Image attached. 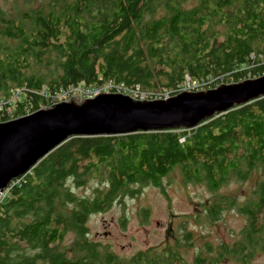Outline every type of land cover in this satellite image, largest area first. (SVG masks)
<instances>
[{
    "label": "trees",
    "instance_id": "obj_1",
    "mask_svg": "<svg viewBox=\"0 0 264 264\" xmlns=\"http://www.w3.org/2000/svg\"><path fill=\"white\" fill-rule=\"evenodd\" d=\"M184 2L40 0L19 16L0 11V122L58 103L72 88L83 96L105 85L113 93L138 88L153 100L162 91L175 95L186 77L211 79L214 88L264 75V65L247 69L250 55L264 58V0ZM176 167L185 182L212 192L230 177L243 182L261 172L242 206L215 194L203 204L211 221L236 208L245 226L231 244L217 246L216 258L193 263L232 257L250 264L264 251V97L189 131L69 139L0 203V264H186L178 243L122 260L91 242L85 226L90 215L139 192L131 187L160 188ZM89 179L101 187L77 197L71 184ZM68 233L73 242L60 249Z\"/></svg>",
    "mask_w": 264,
    "mask_h": 264
},
{
    "label": "rangeland",
    "instance_id": "obj_2",
    "mask_svg": "<svg viewBox=\"0 0 264 264\" xmlns=\"http://www.w3.org/2000/svg\"><path fill=\"white\" fill-rule=\"evenodd\" d=\"M39 1L0 0V11L9 14V17L11 15L19 16L21 11L26 8H34ZM184 5L186 7L195 6L196 0H185ZM250 61L251 63L247 66L248 70L264 65V58L255 61L254 56L250 55ZM251 77L247 76L249 79ZM210 82L212 84L213 80L190 82L186 77L185 82L177 87L176 94L183 91L198 92L211 89ZM110 87L112 86L105 85L94 90L91 98L99 93H112ZM118 93L141 101L147 100L148 97L142 90H120ZM171 93L173 92L162 91L152 94V96H161L163 98H158L166 99L171 97ZM72 96L83 95L79 88H72L69 93L60 97L59 101L68 100ZM158 98L153 100H159ZM27 173L13 180L6 190L0 193V200L1 194L7 196V191L15 184L14 182ZM260 173L259 171L256 174H250L248 179L243 182H238L230 177L218 191L212 192L205 183L185 182L180 169L176 167L162 179L160 188L150 184L142 185L140 188L133 186L132 189L139 190L136 195H123L108 210L90 215L85 222L88 238L91 242L98 244L101 248H106L125 261L150 249L159 254L167 246H174V243L181 245L179 247L180 254L186 264H193L198 256L214 259L219 244L229 245L234 239L239 238L240 230L245 226V217L238 213L236 208H231L222 211L217 221H211L206 215L203 204L210 202L215 194L220 197H234L236 206H242L250 198L252 190L260 180ZM71 187L77 197L91 198L93 189L96 190L101 186L98 180L89 179L78 188L73 183ZM6 196L1 202L6 199ZM73 239V234H66L59 242V248L68 249ZM251 263L264 264V251H255V257ZM216 264L240 263L229 257L219 260Z\"/></svg>",
    "mask_w": 264,
    "mask_h": 264
},
{
    "label": "water",
    "instance_id": "obj_3",
    "mask_svg": "<svg viewBox=\"0 0 264 264\" xmlns=\"http://www.w3.org/2000/svg\"><path fill=\"white\" fill-rule=\"evenodd\" d=\"M263 97L264 75L159 100H135L122 93L72 96L0 122V193L69 139L189 131Z\"/></svg>",
    "mask_w": 264,
    "mask_h": 264
},
{
    "label": "built area",
    "instance_id": "obj_4",
    "mask_svg": "<svg viewBox=\"0 0 264 264\" xmlns=\"http://www.w3.org/2000/svg\"><path fill=\"white\" fill-rule=\"evenodd\" d=\"M95 90H98V89H95ZM120 90H123V89H120V88H119V89L117 90V92H119ZM129 90H139V89H138V88H135V89H129ZM93 91H94V90H92V92H88L86 96H88V97H92V95L94 94ZM123 91H126V90H123ZM95 92H98V91H95ZM147 98H148V97H147ZM154 99H156V98H154ZM5 196H6V194H1V200H0V202L5 198Z\"/></svg>",
    "mask_w": 264,
    "mask_h": 264
},
{
    "label": "bare ground",
    "instance_id": "obj_5",
    "mask_svg": "<svg viewBox=\"0 0 264 264\" xmlns=\"http://www.w3.org/2000/svg\"><path fill=\"white\" fill-rule=\"evenodd\" d=\"M113 93V92H112ZM115 93H118V92H115ZM97 96V95H96ZM107 137H112V136H107ZM9 186V185H8Z\"/></svg>",
    "mask_w": 264,
    "mask_h": 264
},
{
    "label": "clouds",
    "instance_id": "obj_6",
    "mask_svg": "<svg viewBox=\"0 0 264 264\" xmlns=\"http://www.w3.org/2000/svg\"><path fill=\"white\" fill-rule=\"evenodd\" d=\"M99 94H100V93H99ZM99 94H98V95H99ZM89 98H91V97H89Z\"/></svg>",
    "mask_w": 264,
    "mask_h": 264
}]
</instances>
